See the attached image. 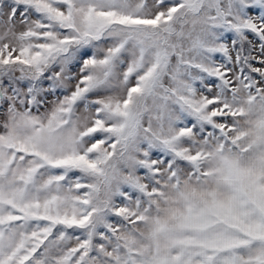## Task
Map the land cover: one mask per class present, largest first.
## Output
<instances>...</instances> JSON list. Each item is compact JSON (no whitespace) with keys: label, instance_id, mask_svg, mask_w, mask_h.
I'll list each match as a JSON object with an SVG mask.
<instances>
[{"label":"snow or ice","instance_id":"snow-or-ice-1","mask_svg":"<svg viewBox=\"0 0 264 264\" xmlns=\"http://www.w3.org/2000/svg\"><path fill=\"white\" fill-rule=\"evenodd\" d=\"M0 264H264V0H0Z\"/></svg>","mask_w":264,"mask_h":264}]
</instances>
